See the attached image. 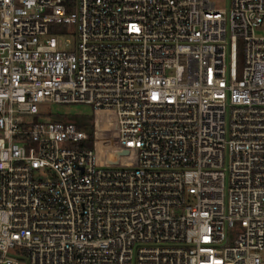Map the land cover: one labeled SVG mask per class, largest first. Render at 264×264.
Returning a JSON list of instances; mask_svg holds the SVG:
<instances>
[{"label":"built area","instance_id":"built-area-1","mask_svg":"<svg viewBox=\"0 0 264 264\" xmlns=\"http://www.w3.org/2000/svg\"><path fill=\"white\" fill-rule=\"evenodd\" d=\"M0 264H264V0H0Z\"/></svg>","mask_w":264,"mask_h":264},{"label":"rangeland","instance_id":"rangeland-1","mask_svg":"<svg viewBox=\"0 0 264 264\" xmlns=\"http://www.w3.org/2000/svg\"><path fill=\"white\" fill-rule=\"evenodd\" d=\"M214 3L215 8L226 10L227 0H210ZM263 33V32H260ZM68 38L72 40V35L69 34ZM242 69V60L239 59L238 71L239 74ZM28 121L37 122L45 120H57V121H72L83 131L91 132V120L93 117V108L88 104L81 103H69V104H57V103H44L40 105V112L36 115L25 116Z\"/></svg>","mask_w":264,"mask_h":264},{"label":"trees","instance_id":"trees-1","mask_svg":"<svg viewBox=\"0 0 264 264\" xmlns=\"http://www.w3.org/2000/svg\"><path fill=\"white\" fill-rule=\"evenodd\" d=\"M51 31H53V29H51ZM90 133V132H89ZM91 134V133H90Z\"/></svg>","mask_w":264,"mask_h":264}]
</instances>
